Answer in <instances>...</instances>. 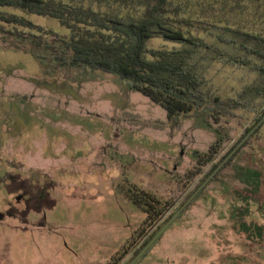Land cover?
Returning a JSON list of instances; mask_svg holds the SVG:
<instances>
[{"label":"rangeland","instance_id":"374dc122","mask_svg":"<svg viewBox=\"0 0 264 264\" xmlns=\"http://www.w3.org/2000/svg\"><path fill=\"white\" fill-rule=\"evenodd\" d=\"M4 11L67 33L55 19ZM193 31L206 37L198 27ZM149 47L180 45L156 38ZM41 74L31 55L0 48V264H86V258L102 264L109 258L108 264L127 249L120 262L125 264L155 228L127 198V190L167 199L179 180L172 170L181 146L207 139L200 137L202 122L191 127L183 119L181 130L156 139L84 115L88 107L159 115L117 77L75 73L59 86V73L49 69L44 81ZM208 78L225 95H234L253 74L217 63ZM255 118L250 117V125ZM258 134L264 137V124ZM192 153L190 148L188 162ZM43 190L47 193L40 200ZM237 200L214 190L202 194L137 264H264V235L262 240L258 232L255 238L250 231L238 233L231 219L235 214L264 229V210L252 204L247 213L246 204Z\"/></svg>","mask_w":264,"mask_h":264},{"label":"trees","instance_id":"16d2710c","mask_svg":"<svg viewBox=\"0 0 264 264\" xmlns=\"http://www.w3.org/2000/svg\"><path fill=\"white\" fill-rule=\"evenodd\" d=\"M6 8L55 19L67 33L46 30L23 16L4 11ZM197 27L206 32V37L195 35L193 29ZM156 38L180 47L152 49L149 42ZM0 48L31 55L39 64L42 81L47 79L49 69L59 73V86L63 78L75 73L117 77L131 95L151 104L159 114L95 112L88 107L85 116L116 122L156 139L171 137V130H181L183 119L190 120L191 127L202 122L200 137L207 139L197 141L194 147L181 146L172 170L179 180L167 199L143 189L127 190V198L155 228L125 264L144 249L264 117V0H0ZM217 63L247 70L253 78L234 95H225L208 78ZM251 116L256 118L250 125ZM63 128L79 132L70 126ZM260 129L186 210L202 194L214 190L244 202L247 213L252 204H258L263 212L264 141L258 138ZM190 148L193 159L188 162ZM44 193L39 192L38 199ZM231 217L238 233L250 231L248 236L254 237L258 232L263 240V227L250 226L235 214ZM128 252L123 249L108 264H120Z\"/></svg>","mask_w":264,"mask_h":264},{"label":"water","instance_id":"95a60500","mask_svg":"<svg viewBox=\"0 0 264 264\" xmlns=\"http://www.w3.org/2000/svg\"><path fill=\"white\" fill-rule=\"evenodd\" d=\"M264 124V117L256 124L250 133L239 143V145L229 154L224 162L216 169V171L201 185V187L189 198V200L173 215V217L162 227V229L152 238V240L144 247V249L129 263L137 264L142 257L154 246V244L161 238L166 230L176 221L182 212L192 203L203 188L211 181L215 174L225 165V163L241 148L245 141L253 135L257 129Z\"/></svg>","mask_w":264,"mask_h":264},{"label":"crops","instance_id":"0c3cea01","mask_svg":"<svg viewBox=\"0 0 264 264\" xmlns=\"http://www.w3.org/2000/svg\"><path fill=\"white\" fill-rule=\"evenodd\" d=\"M258 138H260V139H262V140L264 139V137L261 136L260 134H258ZM257 151L260 152V150H259L258 148H257ZM263 155H264V154H263ZM263 157H264V156H263ZM252 210H254V208H252ZM263 210H264V209H263ZM127 256H128V255H127ZM104 259H105V258H104ZM92 260H93V259H87V258H86L85 263H86V264H92ZM108 261H109V258H107L106 260H102L101 263H102V264H106Z\"/></svg>","mask_w":264,"mask_h":264}]
</instances>
